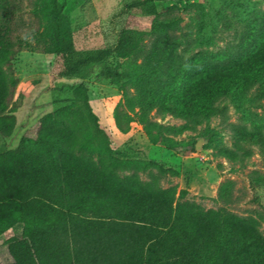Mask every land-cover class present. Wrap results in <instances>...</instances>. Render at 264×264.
I'll return each mask as SVG.
<instances>
[{
    "label": "rangeland",
    "instance_id": "374dc122",
    "mask_svg": "<svg viewBox=\"0 0 264 264\" xmlns=\"http://www.w3.org/2000/svg\"><path fill=\"white\" fill-rule=\"evenodd\" d=\"M57 1L60 20L70 30L76 49L113 45L122 26L139 30L141 52L118 63L134 73L136 64L178 70L183 74L182 88L175 87V78L170 84L178 92L219 68L251 60L264 41V0H153L159 13L155 19L139 10H124L131 0ZM6 2L3 8L10 20L13 52L0 72L10 74L15 82L2 87L0 79V107L5 106L0 118L6 126L10 121L6 117L14 116V124L8 136L0 132V152L14 148L21 136L32 139L39 118L71 101L73 88L81 82L90 111L82 108V115L75 119L91 144L107 146L121 160H151L174 172L159 176L154 168L142 171L136 168L140 163H135L117 171L112 180H104L61 155L60 176L83 195L94 214H99L98 207L107 199L120 202V194L127 195L136 179L141 187L147 183L173 188L174 203L252 218L264 236V86L253 88L244 98L211 97L212 113L206 118L153 106L147 112L150 127L146 131L117 87L98 76L99 64L72 78L56 76L52 71L55 28L36 22L30 13L32 0ZM153 20L165 25L151 31ZM6 28L0 27V41ZM44 130L57 138L65 135L59 126L47 125ZM23 159L13 157L7 167L0 166V220L10 223L0 233V264H30L25 245L32 235L46 234L52 213L38 195L43 176L27 171ZM73 174L78 178L73 179ZM133 192L138 195V188ZM129 210L130 221H139L142 209Z\"/></svg>",
    "mask_w": 264,
    "mask_h": 264
},
{
    "label": "trees",
    "instance_id": "16d2710c",
    "mask_svg": "<svg viewBox=\"0 0 264 264\" xmlns=\"http://www.w3.org/2000/svg\"><path fill=\"white\" fill-rule=\"evenodd\" d=\"M151 1L131 0L123 9L139 10L155 19L159 13ZM6 4L2 0L0 5V27H7L0 41V66L7 68L13 51L8 38L10 20L3 8ZM57 5V0H32L30 8L37 23L56 30L53 73L72 78L87 67L99 64L98 76L117 87L127 108L146 131L150 127L147 112L153 106L171 113L206 118L212 113L211 97L244 98L253 88L264 86V41L251 60L219 68L201 77L194 86H185L178 92L176 88H182L183 81V74L177 73L178 70L174 73L168 68L161 71L155 66L149 69L147 64H136L138 71L134 73L118 63V59L141 52L139 30L122 26L113 45L76 49L70 30L60 20ZM164 25L153 20L150 30H160ZM151 56V52L146 55L147 61ZM146 70L149 72L144 73ZM173 78L176 88L170 85ZM0 79L2 87L15 82L10 74L3 72ZM71 97L67 104L39 118L32 139L27 141L21 136L14 148L0 152V166L7 167L13 157H23L27 171L43 176V187L33 184V188H40L38 195L43 197L47 208L51 207L52 213L47 219L46 234L32 235L25 245V258L30 264H264V236L254 219L174 203L173 188L161 189L147 183L141 187L135 179L127 195H121L120 187L117 188L120 202L107 199L98 207L99 214H94L83 195L60 176L61 155L80 162L88 173L104 180H112L117 171L135 163H140L136 168L142 171L154 168L159 176L174 172L151 160H121L107 146L91 144L89 135L80 131L79 121L75 119L82 115V108L90 111L83 83L75 85ZM6 118L10 120L6 126L2 125L3 117L0 118V132L4 136L10 134L14 124V116ZM47 125L61 127L65 135L57 138L46 133ZM73 176L78 178L77 174ZM135 187L138 195L133 192ZM132 207L142 209L139 221L128 218ZM9 226V222L0 220V233Z\"/></svg>",
    "mask_w": 264,
    "mask_h": 264
},
{
    "label": "water",
    "instance_id": "95a60500",
    "mask_svg": "<svg viewBox=\"0 0 264 264\" xmlns=\"http://www.w3.org/2000/svg\"><path fill=\"white\" fill-rule=\"evenodd\" d=\"M197 145H198V141L195 142V146H197Z\"/></svg>",
    "mask_w": 264,
    "mask_h": 264
}]
</instances>
